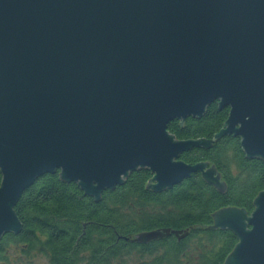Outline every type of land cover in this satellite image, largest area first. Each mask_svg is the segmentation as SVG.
I'll list each match as a JSON object with an SVG mask.
<instances>
[{
	"label": "water",
	"instance_id": "1",
	"mask_svg": "<svg viewBox=\"0 0 264 264\" xmlns=\"http://www.w3.org/2000/svg\"><path fill=\"white\" fill-rule=\"evenodd\" d=\"M211 103L228 112L210 141L166 133ZM224 136L264 165V0H0V238L20 230L22 193L55 172L92 203L140 169L142 191L199 174L222 195L211 164L177 159ZM251 205L130 241L226 229L236 243L222 264H264V191Z\"/></svg>",
	"mask_w": 264,
	"mask_h": 264
},
{
	"label": "trees",
	"instance_id": "2",
	"mask_svg": "<svg viewBox=\"0 0 264 264\" xmlns=\"http://www.w3.org/2000/svg\"><path fill=\"white\" fill-rule=\"evenodd\" d=\"M227 112L211 103L200 118L184 119L182 129L176 127L178 120L168 123L165 131L175 141H210ZM238 142L224 136L210 148L191 149L177 159L187 165L211 164L225 186L222 195L199 174L160 193L142 191L152 175L140 169L92 203L73 183L59 182L58 172L37 178L13 207L20 230L0 238V264H125L131 256L147 257L137 264H222L236 243L226 229H191L183 239L170 235L146 244L130 238L155 229L210 226L208 214L221 207L249 214L252 200L264 191V165L245 159Z\"/></svg>",
	"mask_w": 264,
	"mask_h": 264
},
{
	"label": "rangeland",
	"instance_id": "3",
	"mask_svg": "<svg viewBox=\"0 0 264 264\" xmlns=\"http://www.w3.org/2000/svg\"><path fill=\"white\" fill-rule=\"evenodd\" d=\"M144 260H147V257H143L142 259H139L136 256H131V257L126 259V263L125 264H137V263L142 262Z\"/></svg>",
	"mask_w": 264,
	"mask_h": 264
}]
</instances>
